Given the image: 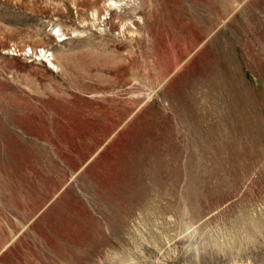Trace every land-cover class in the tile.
Instances as JSON below:
<instances>
[{
    "label": "rangeland",
    "instance_id": "374dc122",
    "mask_svg": "<svg viewBox=\"0 0 264 264\" xmlns=\"http://www.w3.org/2000/svg\"><path fill=\"white\" fill-rule=\"evenodd\" d=\"M0 264H264V0H0Z\"/></svg>",
    "mask_w": 264,
    "mask_h": 264
},
{
    "label": "bare ground",
    "instance_id": "6f19581e",
    "mask_svg": "<svg viewBox=\"0 0 264 264\" xmlns=\"http://www.w3.org/2000/svg\"><path fill=\"white\" fill-rule=\"evenodd\" d=\"M52 63V62H51Z\"/></svg>",
    "mask_w": 264,
    "mask_h": 264
}]
</instances>
